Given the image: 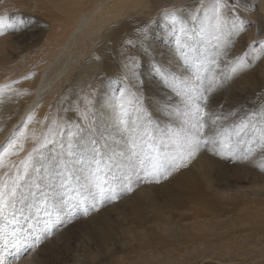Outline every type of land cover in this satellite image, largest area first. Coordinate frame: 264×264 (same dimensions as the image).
Here are the masks:
<instances>
[{"label": "bare ground", "instance_id": "6f19581e", "mask_svg": "<svg viewBox=\"0 0 264 264\" xmlns=\"http://www.w3.org/2000/svg\"><path fill=\"white\" fill-rule=\"evenodd\" d=\"M62 1L64 5L54 7L59 10V14L56 15L52 12L51 6L43 1L33 0L37 9H44L46 18L50 22L49 31L45 37L46 40H50V43L43 53L46 51L52 53L53 59L56 58V63L55 61L49 63L43 53L33 60V71L37 80H40L33 94L25 102L21 113L9 127L2 131L0 138L7 137L16 128L24 129L26 133L35 129L41 122L48 105L43 97L62 77L73 83L76 78L80 84L82 80L83 82L88 81L87 92L88 96L94 97V105L89 109L90 117L86 116L81 121V127L85 125L89 128L86 124L90 119L95 120L94 123L98 127L94 132H89L90 137L88 138L78 132V140H80V145H87L88 140L90 143L95 142L92 146L88 145V150H83V147L78 148L80 145L77 142L72 143L70 149L74 150L76 155L71 154L72 160L81 164V169L84 168L83 161L86 159L95 165L103 162L105 168L112 174L117 173L131 190L128 189L129 195L122 200L120 198L114 206H106V202L104 206H97L96 214L88 218V224L85 226L88 235L86 248L93 245L102 250L113 245L116 237L115 229H117L114 225L113 214L123 217L121 220L123 233L132 231L137 235L136 237L142 236L137 240L135 249H133L135 251L130 252L139 257L149 256L150 264H154L157 260L163 261L160 258L165 253L162 249L164 245L155 243L149 250L141 245L144 240L150 241L156 238L169 243L171 237L178 241L181 234L203 233V229L207 226L213 229L212 224H209L210 220H213L217 226L219 224L216 223L217 221L224 223L228 219H236L243 211L251 213L249 216L251 221L243 224L233 222L231 225L234 229L243 232L244 226H252L254 223L264 225V220H260L264 212V207H262L264 206V190L260 192L262 196L257 198L220 199L222 191L218 188L221 187V181L226 180L230 183L235 176L229 175L228 170H220L219 164H223L224 161L220 156L215 157L216 154L198 149L192 167L173 175L166 174V178L163 177L167 168L171 169L172 162L175 164V159L182 157L181 154L187 147L185 143L190 142L201 131L197 132L200 129L199 122H197L198 118L200 119V113L196 111L200 103H197L193 95L204 92V90L198 88L196 84H190L191 79L202 78L200 70L196 69L201 66L183 65L184 56L189 54L186 42L196 40L199 33L205 39L214 38L221 43L232 37L235 40H244L243 49L247 52H250L247 46L256 43L258 50L255 59L263 58L261 53L264 52V0H258L253 10H245L223 0L227 7L222 8L219 15L228 18V22L234 21L238 24L234 27L231 36L226 29L215 27V22L211 24L210 15H216L217 20L215 7L218 0L203 1V6H201V1H193L181 9V12L186 14L180 13L177 9L163 15L152 24L148 23L150 3L147 4L146 0ZM186 17L198 21L193 30L186 26ZM147 23L149 25L145 27H149V33L143 32L140 26ZM250 24L251 28L256 31L254 36L249 30ZM46 29L47 27L43 28V30ZM137 34L140 36H136ZM163 34L166 35L163 36ZM159 36L163 41V45L159 47V54H165L163 56L159 55L158 50L153 47V38H159ZM75 38L87 43L81 52H77L76 48H71L74 46ZM106 42L110 44V49L112 46L116 49V44L124 46L127 50L136 48L141 57L132 56L127 51L111 50L112 53H109L103 47ZM142 43L149 44V47H140ZM172 44L174 45L171 46ZM4 48L5 41L1 40L0 52ZM199 51L201 57L205 56V53L211 56V53L205 51L204 43H201ZM64 53L68 55L65 61L62 59ZM57 57H60L58 61ZM233 60H235L234 57L230 58L227 64H232ZM79 62V70L73 73L74 63ZM212 63L215 64L216 61L213 60ZM259 65L264 68V60H260ZM186 69L196 70H192L194 75H191V72ZM204 70L207 69L204 68ZM259 71L262 73L256 72L252 76L250 85L246 87L238 81V75H235V69L231 66L225 67L221 73L216 71L214 76L210 75L215 83L213 85L215 91L209 93L214 97L209 103L212 110L206 109L207 117L218 120L219 130H223L222 125L225 124L235 126V110L239 112L241 124L237 129L234 128V134L239 135L238 142L248 140V143L242 148L237 146L239 148L236 154L238 158L232 157L235 155L233 154L227 157L226 162L244 158L247 166L251 165L253 170L262 165L253 163L249 155L250 152L258 153V151L254 147L252 128L244 125V122L251 117L244 106L249 105L246 91H253L258 85L264 86V69ZM111 74L114 76L108 77ZM174 75L177 76L174 77ZM127 81L132 82L137 95L134 94L131 85H129L131 92L127 91ZM226 82L228 85L223 86ZM71 86L70 83L69 87ZM142 110L145 113V120H143ZM168 113H170L169 116ZM124 128L126 130L122 131ZM225 132L224 130V135L228 136ZM147 144L148 146L152 144L154 157L150 153L147 154ZM261 148L264 152L262 145ZM175 153L177 154L174 155ZM137 156H139V162ZM108 158L112 159L113 164L116 165L115 168L113 164H108ZM129 159H131L130 162H128ZM177 161L180 162L179 159ZM155 164L162 167V177L156 176L149 179L148 184H144L145 186H138L129 179L130 173L134 172H138L137 174L143 172L146 177L152 176ZM92 167L94 166L91 164L90 171ZM245 175L248 176L249 172L246 171ZM65 177L66 175L50 170L47 171L45 179L51 183V181ZM252 178L255 181H264V176L257 173H252ZM76 180L85 184L83 178L79 177ZM92 185L93 181L89 180L87 186L93 188L94 185ZM95 188L97 191L98 187ZM90 197L92 199V196ZM259 234L258 231L257 235ZM204 243V247H207L206 241ZM144 250L149 252L144 255L141 253ZM186 250L192 251V247L188 246ZM166 252L172 251L167 250ZM196 258L190 259L185 264H193L191 262Z\"/></svg>", "mask_w": 264, "mask_h": 264}, {"label": "rangeland", "instance_id": "374dc122", "mask_svg": "<svg viewBox=\"0 0 264 264\" xmlns=\"http://www.w3.org/2000/svg\"><path fill=\"white\" fill-rule=\"evenodd\" d=\"M40 1L51 6L52 12L56 15L59 14V10L54 7L64 5L62 0ZM193 1L199 2L201 0H146L147 4L150 3V8L148 9V23H155L163 15L177 9L180 13L186 14L185 12H181V9ZM227 1L245 10H253L258 2V0ZM224 13L227 14V12ZM46 17L44 9H37L34 6L33 0H0V30H3V35H0V41H5V48L0 52V135L5 128L9 127L16 120L25 102L33 94L34 88H36L40 80H37L33 71V60L41 55L50 43V40L45 39L50 25ZM209 17L211 24L215 22V27L226 29L230 36L233 35L232 31L234 27L238 25L234 21L228 22L229 19L224 18V15H220V23L217 22L216 15H210ZM148 23L140 26L143 29L149 30V27H145L149 25ZM185 23L190 30H193L198 24V21L186 17ZM21 24H23L22 30H13ZM251 26L250 24L249 30L250 32L252 31L251 35L254 36L256 31L253 30L254 28H251ZM44 27H47V29L43 30ZM147 33H149V31H147ZM165 35L166 34H163V36ZM136 36L139 37L140 34ZM153 39V47L158 50L159 54V47L163 45V41L161 40V36ZM243 42L244 40H235L229 37L224 43H221L217 42L214 38L205 39L200 33L197 35L196 40L189 41L188 43L186 42V46L189 47V54L188 56H184L185 61L183 65L190 64L201 66V68L196 69L200 70V76L202 78H193L190 84H196L198 88H203L204 90V92L202 91L203 93L200 92L197 95H193L197 103H200L199 107L204 109V111L200 113L201 120L199 118L197 120L199 126L202 124L205 130V132H203V128H200L197 131H202L198 134L199 137L202 141H210L209 144L203 142L200 144L199 149L204 152L209 151V153L215 155L220 150L221 145L227 143L231 146V155L235 154L232 157L238 158L236 154H238L239 148H242L244 144L248 143V140L245 142H238L237 139L239 135L234 134L235 129L241 124L240 114L237 110H235L234 114L235 126L225 124L222 125L223 130H219L217 126L218 120L207 117L208 114L206 110H212L209 103L214 97L209 93L215 91V89H213L215 83L210 75L214 76L217 72L221 73L225 67L231 66L232 69H235V75H238V81L246 87L250 85V81L253 79L252 76L256 72H259V74L262 73L259 70L264 68L262 65H259V61L264 60V52L261 53L263 58L255 59L258 45L256 43L248 45L247 47L250 52H247L246 49H243ZM201 43H204L205 51L211 53V56L205 53L206 55L201 57L199 51ZM173 45L174 44L171 46ZM85 46H87L85 41H80L75 38L74 46L71 48H76L77 52H81ZM139 46L149 47V44L142 43ZM66 47L68 46L66 45ZM103 47L107 49L109 53H112L111 50L118 52L127 51V53L132 56L141 57L138 54L139 50H136V48L127 50L124 46H118V44H116V49L113 48V46L110 49V44L107 42L103 44ZM89 49H91V47H89ZM159 55L163 56L165 54L162 53ZM43 56L49 60V63H52V61L56 63V58L53 59L52 53L46 51L43 53ZM225 57L227 59H225ZM233 57L235 60H233L232 64L230 63V65H228L227 60ZM59 58L60 57H57V61ZM67 58L68 55L64 53L62 59L65 61ZM155 58L156 57H154V59ZM213 60L216 61L215 64L212 63ZM79 67L80 62L74 63L73 73L79 70ZM204 68L207 70H204ZM196 69H191L190 71L188 69L186 70L191 72ZM190 74L194 75L192 72ZM111 76L114 75L111 74L108 77ZM176 76L177 75H174V77ZM47 78L50 77L47 76ZM76 80H78V78H76L75 83H73L62 77L49 93L43 97V100H46L48 105L41 118V122L35 129L26 133L24 129L16 128L7 137L0 138V153H2L7 148V142L20 138L21 133L24 134V137L20 139L16 148L11 150L16 154L5 156L4 166L0 168V184L5 186V199L8 200L5 216L0 218V237H6L3 236L5 233H16L19 236L21 245V249L13 256L14 261L12 262L11 260H7V257H3L7 262L1 260L2 264H39L38 262L43 264H150L149 260H151V258L149 256L139 257L130 252L135 249L137 240L142 238V236L136 237L137 235L132 231L123 233L121 229V220L123 217L117 214H113L112 216L114 218V225L117 227V229H115L116 237L114 238L113 245L107 249L105 247V250H101L93 245L88 247V249L86 248L88 235L86 234L85 226L88 224V218L96 214V210L86 217H80L73 222L53 227L51 230L50 228L55 220H53L54 214L50 212V215L46 217V219L50 218L53 220L49 228L50 232H48L49 230L45 231L39 226L40 221L36 211V203L47 202L52 206H59L53 198L57 199L58 192L56 189H59V184L66 177L71 178L81 187L84 185L82 187L84 189V187L89 184L90 176L96 171L99 173L106 172L108 175L111 174L113 178L117 176L118 178L115 179H118L117 181L124 189L121 190L122 192L120 191L115 194V202L109 200L104 201L106 202V206H114L120 198L122 200L129 195V185L124 184V179L122 180L117 173H110L105 168L103 162L95 165V163L89 160L87 161L86 159L83 161L84 168L81 169V164L72 160L71 154L74 156L76 155L74 150L70 149L71 144L77 142L78 145H80L78 132L88 138L90 137L89 134L97 130L98 127L94 123L95 120L91 121V119L86 124L89 128L85 125L81 127V121L84 120L86 116L90 117L89 109L94 105V97L88 96V81L83 82L82 80L80 84V81L78 82ZM70 83L72 84L71 87H69ZM127 83V91L131 92L129 87V85H131L134 94L137 95L132 82L127 81ZM227 85L228 82L223 84V86ZM246 92V97L248 99L247 103L249 105H245L244 108L247 109L251 117L244 122V125L252 128L254 133V147L258 151V153L250 152L249 155L253 163L262 165V167H257L253 170L251 165L247 166V162L244 158L226 162L227 158H223L216 154L215 157L219 158L220 156L224 161L223 164H219V166H221L220 170H228L229 175L235 176V179L231 180L230 183H227L226 180L221 181V187L218 188L222 191L221 200L227 198H257L262 196L260 192L264 190V181H255L252 178V173L264 176V152L261 148V145L264 148V86L258 85L253 91ZM188 97L187 95V98ZM204 97H207L206 101ZM224 98H226V96H224ZM227 103H229L228 100ZM194 105L196 106V104ZM142 113L143 120H145V113L143 110ZM169 115L170 113H168V116ZM94 126L96 129L92 128ZM22 127L24 128L23 124ZM125 130L126 128L122 131ZM224 130L226 131L225 134L228 136L224 135ZM87 142V145L83 144L78 146V148L83 147V150H88V145L92 146L95 141H91L90 143L88 140ZM188 143L187 141L185 146H187ZM20 144L23 145V150H20ZM41 145L45 146L41 147ZM148 145L149 144H147L146 152L154 157L155 153L152 152V144L151 146ZM149 147H151V149ZM34 148L39 149V151L33 152ZM78 148L75 150L76 152ZM176 154L177 153L174 155ZM183 155H185V152L181 154V156ZM29 156H31L30 165L28 170L24 171L22 161L28 160ZM138 157L139 156H137V161L139 162ZM177 159L180 160L181 157H177ZM177 159H175V164L180 163ZM108 160L109 165L113 164L111 158H108ZM195 160L194 158L185 160V166H181L175 171L172 170L175 166L172 162L173 165H171V169L167 168L163 177H165L168 172H171V175H173L176 172L179 173L180 171L188 170L193 166V161ZM130 161L131 159L128 160V162ZM91 164L94 166L92 167V171L89 170ZM13 165H15V167H13ZM115 167L116 165H114V168ZM154 168L153 175L150 177H146L143 172L140 174H137L138 172H134L133 174L129 172V179L138 186H145L144 184H148L149 179L156 176L158 178L162 177V167H158L157 164H155ZM50 170L57 171L61 173V175H66V177L49 183L46 181L45 177L47 176V171L49 172ZM246 171L249 172L248 176L245 175ZM79 177L84 179L85 184L82 183V181H79L82 185L77 182L76 178ZM108 177H110V175ZM92 181L95 186L94 183L97 181ZM120 181H122L123 184ZM100 182H102L103 185L109 184L105 179L100 180ZM13 186L16 187V195L10 196L7 193ZM114 186L118 188L119 184L114 183L113 188ZM87 188L90 190L88 191ZM91 189V186L85 188L87 194L94 199V202L96 198L99 199L98 197L102 188L98 187L97 191L95 188V192L97 193L96 198L93 197L95 195ZM82 196L83 200L87 202L83 192ZM103 196L105 197V194H103ZM104 205L105 203L100 205V207ZM45 211H49L48 206H40V213L42 214ZM250 215L251 213L249 211H243L236 219H228L224 223H220L222 221H217L216 223H219L217 226L213 223V220H210L209 224H212L214 230L207 226V228L203 229V233L193 232L190 234H181L178 241L170 237L169 239H171V241L169 243H164L153 238L150 239V241H142L141 245L149 250L155 243L164 245L162 249L165 253L160 258L163 261L157 260L154 264H185L194 257L197 258L192 260L191 263L193 264H264V225H256L254 223L252 226H244L243 232L237 231L231 225L233 222L243 224L247 221H251L249 219ZM239 219L241 220L239 221ZM260 220H264V212ZM33 229H37V232ZM258 231L260 232L259 235H257ZM37 239L40 241L39 244L36 243ZM205 241L207 247H204ZM188 246L192 247V251L186 250ZM7 247L8 246H4L2 248L8 251L9 249ZM167 250H171L172 252L167 253ZM147 252L149 251L144 250L141 253L145 255Z\"/></svg>", "mask_w": 264, "mask_h": 264}, {"label": "snow or ice", "instance_id": "6c2138e0", "mask_svg": "<svg viewBox=\"0 0 264 264\" xmlns=\"http://www.w3.org/2000/svg\"><path fill=\"white\" fill-rule=\"evenodd\" d=\"M201 6H203V0H201ZM227 7V4L223 2V0H218V4L215 7V11L217 13V22L220 23V12L222 8ZM193 18H195L193 16ZM23 28V24H21L19 27L14 28V31H19L22 30ZM143 32L147 33V29H143ZM0 35H3V30H0ZM146 50V49H145ZM205 101L207 100V97H204ZM197 113H201L204 111L203 108L197 107L196 109ZM200 128H203V125L201 124L199 126ZM24 137V134L21 133V137L17 138V139H13L10 140L9 142H7V148L4 150V152L0 153V168H2L4 166V157L8 156V155H14L16 153L12 152L11 150L16 148L17 144L20 142V139H22ZM209 143L210 141L208 140H201V138L199 136H194L192 138V140L188 143L186 149H185V155H183L180 159V163H176L175 166L172 168L173 171L178 170L179 167L181 166H185L184 165V161L185 160H189L191 158H194L201 143ZM47 143V142H46ZM45 145H41V147H44ZM20 150H23V145L20 144ZM39 149H33V152H38ZM232 153V149L231 146L227 143L222 144L220 150L216 153L217 155H220L223 158H227V156H231ZM227 154V156H226ZM30 161H31V156H29L28 160H24L22 161L23 165H24V171H27L30 165ZM13 167H15V165H13ZM168 175H171V172L167 173ZM166 178V177H165ZM158 182V181H157ZM131 189L129 188V191ZM8 195L10 196H15L16 195V187L13 186L11 189L8 190ZM6 197V192H5V186L3 184H0V218L5 216V211L6 208L8 207V200L5 199ZM85 214H87V212H85ZM37 244L40 243V241L37 239L36 241Z\"/></svg>", "mask_w": 264, "mask_h": 264}]
</instances>
